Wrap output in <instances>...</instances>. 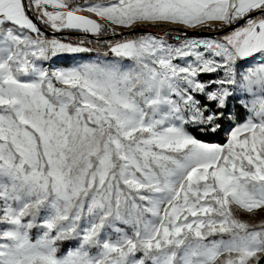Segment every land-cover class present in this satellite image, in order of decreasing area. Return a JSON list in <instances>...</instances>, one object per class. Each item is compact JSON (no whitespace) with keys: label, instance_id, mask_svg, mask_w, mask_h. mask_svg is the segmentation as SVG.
I'll list each match as a JSON object with an SVG mask.
<instances>
[{"label":"snow or ice","instance_id":"6c2138e0","mask_svg":"<svg viewBox=\"0 0 264 264\" xmlns=\"http://www.w3.org/2000/svg\"><path fill=\"white\" fill-rule=\"evenodd\" d=\"M241 211L264 0H0V264H264Z\"/></svg>","mask_w":264,"mask_h":264},{"label":"rangeland","instance_id":"374dc122","mask_svg":"<svg viewBox=\"0 0 264 264\" xmlns=\"http://www.w3.org/2000/svg\"><path fill=\"white\" fill-rule=\"evenodd\" d=\"M83 55H85V56H87V55H94V53L93 54H83ZM67 63H71V61L70 60L69 61H66L65 62V65ZM65 65H58V66H65ZM238 215L242 219L247 220V221H249L251 223H258L260 220L264 219V213H258V214H256V215L253 216V215H250L248 213H245V212L241 211V212L238 213Z\"/></svg>","mask_w":264,"mask_h":264},{"label":"water","instance_id":"95a60500","mask_svg":"<svg viewBox=\"0 0 264 264\" xmlns=\"http://www.w3.org/2000/svg\"><path fill=\"white\" fill-rule=\"evenodd\" d=\"M59 35V34H58ZM73 35H75V34H73ZM89 38H91V37H89Z\"/></svg>","mask_w":264,"mask_h":264},{"label":"trees","instance_id":"16d2710c","mask_svg":"<svg viewBox=\"0 0 264 264\" xmlns=\"http://www.w3.org/2000/svg\"><path fill=\"white\" fill-rule=\"evenodd\" d=\"M89 39H91V38H89Z\"/></svg>","mask_w":264,"mask_h":264}]
</instances>
